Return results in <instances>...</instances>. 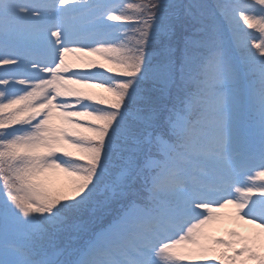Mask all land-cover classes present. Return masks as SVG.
I'll list each match as a JSON object with an SVG mask.
<instances>
[{
	"label": "snow or ice",
	"instance_id": "1",
	"mask_svg": "<svg viewBox=\"0 0 264 264\" xmlns=\"http://www.w3.org/2000/svg\"><path fill=\"white\" fill-rule=\"evenodd\" d=\"M0 264H264V0H0Z\"/></svg>",
	"mask_w": 264,
	"mask_h": 264
},
{
	"label": "rangeland",
	"instance_id": "2",
	"mask_svg": "<svg viewBox=\"0 0 264 264\" xmlns=\"http://www.w3.org/2000/svg\"><path fill=\"white\" fill-rule=\"evenodd\" d=\"M96 91H100L97 89ZM225 215L221 217L214 225L209 229V235L212 237H224L228 238V230L235 228L238 231L246 232V228L243 226L242 222L236 220L232 217L234 210L229 207L227 209L221 210Z\"/></svg>",
	"mask_w": 264,
	"mask_h": 264
}]
</instances>
